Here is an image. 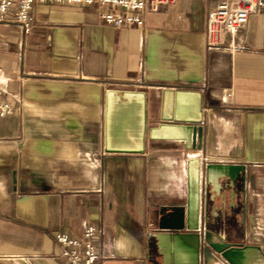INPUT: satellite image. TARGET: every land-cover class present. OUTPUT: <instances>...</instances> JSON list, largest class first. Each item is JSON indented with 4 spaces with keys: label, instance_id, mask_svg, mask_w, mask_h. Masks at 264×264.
<instances>
[{
    "label": "crops",
    "instance_id": "crops-1",
    "mask_svg": "<svg viewBox=\"0 0 264 264\" xmlns=\"http://www.w3.org/2000/svg\"><path fill=\"white\" fill-rule=\"evenodd\" d=\"M216 3L175 0L145 13L142 26L113 27L96 6L36 2L28 34L0 23V97L12 107L0 117V264H66L55 235L79 238L88 226L97 264H144L157 217L185 208L187 160L201 152L146 140L143 155L105 153L108 85L143 91L147 124L159 121L164 88L200 93L204 111L240 113L243 192L207 209L202 194L201 220L264 255V15L209 50L205 21ZM192 103L178 97L185 111ZM200 264L228 263L204 249Z\"/></svg>",
    "mask_w": 264,
    "mask_h": 264
},
{
    "label": "water",
    "instance_id": "water-1",
    "mask_svg": "<svg viewBox=\"0 0 264 264\" xmlns=\"http://www.w3.org/2000/svg\"><path fill=\"white\" fill-rule=\"evenodd\" d=\"M161 95L159 121L147 124L143 91L120 85H108L105 91V153L143 155L146 140L179 141L186 150L201 152L199 157L187 160L185 208L172 207L164 216L157 217L145 240L144 264H200L204 249L219 254L228 264H264V255L258 247L228 243L204 228L206 217L202 221L200 214L202 194L207 209L209 202L223 205L238 190L243 192L240 113L223 109L204 111L201 94L195 91L164 88ZM179 96L193 98L186 111L178 104ZM228 124L233 128L230 132L226 130ZM228 139L235 143L230 150L221 145ZM214 159L232 163H212Z\"/></svg>",
    "mask_w": 264,
    "mask_h": 264
},
{
    "label": "built area",
    "instance_id": "built-area-1",
    "mask_svg": "<svg viewBox=\"0 0 264 264\" xmlns=\"http://www.w3.org/2000/svg\"><path fill=\"white\" fill-rule=\"evenodd\" d=\"M36 2L96 6L99 9L98 17L103 23L119 27L142 26L145 13L156 12L162 6L172 5L175 0H0V23L11 19L23 34H28L32 24L31 11ZM258 14L264 15V0H217L206 15V48L219 47L224 31L234 37L247 24L250 16ZM224 95L225 98L231 97L230 92ZM11 114V105L0 97V117ZM96 233L97 229L93 226L86 227L79 238L57 233L54 240L61 247L63 261L66 264H97L99 254L95 249Z\"/></svg>",
    "mask_w": 264,
    "mask_h": 264
},
{
    "label": "rangeland",
    "instance_id": "rangeland-1",
    "mask_svg": "<svg viewBox=\"0 0 264 264\" xmlns=\"http://www.w3.org/2000/svg\"><path fill=\"white\" fill-rule=\"evenodd\" d=\"M148 120V119H147Z\"/></svg>",
    "mask_w": 264,
    "mask_h": 264
}]
</instances>
